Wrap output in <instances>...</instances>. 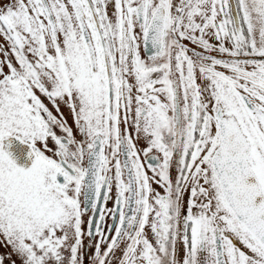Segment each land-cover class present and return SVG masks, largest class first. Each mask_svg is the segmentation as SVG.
Instances as JSON below:
<instances>
[{"label": "snow or ice", "instance_id": "obj_1", "mask_svg": "<svg viewBox=\"0 0 264 264\" xmlns=\"http://www.w3.org/2000/svg\"><path fill=\"white\" fill-rule=\"evenodd\" d=\"M0 264H264V0H0Z\"/></svg>", "mask_w": 264, "mask_h": 264}, {"label": "water", "instance_id": "obj_2", "mask_svg": "<svg viewBox=\"0 0 264 264\" xmlns=\"http://www.w3.org/2000/svg\"><path fill=\"white\" fill-rule=\"evenodd\" d=\"M10 141L11 146L8 150L13 154V157L17 160V163L21 166H28L30 161L26 159L25 155L28 151L27 147L21 145L14 138H10Z\"/></svg>", "mask_w": 264, "mask_h": 264}, {"label": "flooded vegetation", "instance_id": "obj_3", "mask_svg": "<svg viewBox=\"0 0 264 264\" xmlns=\"http://www.w3.org/2000/svg\"><path fill=\"white\" fill-rule=\"evenodd\" d=\"M109 207H111V203L109 204ZM87 243V241H85Z\"/></svg>", "mask_w": 264, "mask_h": 264}]
</instances>
